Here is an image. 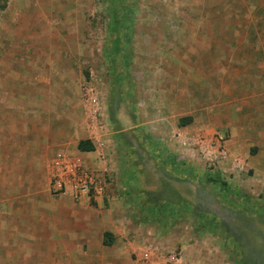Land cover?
I'll return each mask as SVG.
<instances>
[{
    "label": "rangeland",
    "instance_id": "obj_1",
    "mask_svg": "<svg viewBox=\"0 0 264 264\" xmlns=\"http://www.w3.org/2000/svg\"><path fill=\"white\" fill-rule=\"evenodd\" d=\"M242 8L0 0V133L38 107L61 143L91 141L92 90L114 180L109 197L82 204L0 190V236L12 239L0 241V264H51L35 253L60 235L67 249L126 251L133 264L144 252L165 264H264V19ZM112 214L128 233L120 248L104 244Z\"/></svg>",
    "mask_w": 264,
    "mask_h": 264
},
{
    "label": "crops",
    "instance_id": "obj_2",
    "mask_svg": "<svg viewBox=\"0 0 264 264\" xmlns=\"http://www.w3.org/2000/svg\"><path fill=\"white\" fill-rule=\"evenodd\" d=\"M234 2L243 4L242 9L247 13L245 14L246 18L264 19V0H234ZM35 107L32 106L29 109L32 110ZM33 111L37 113H35L36 118H31V122L23 116L24 121L21 123H13L10 127L5 126L3 133H0V190H18L17 194L14 195H19L21 203L29 202L26 190H36L32 193L34 196L30 199L32 202L39 200L37 198V190H48L54 197L69 199L65 196L52 193L50 173L48 171L49 160L56 153L66 151L71 155H82L86 157L96 167L102 166V162L93 157L94 153L80 151L78 148L80 142L76 147H71L69 143L63 144L60 140L58 141V130L51 128L52 126L48 127L45 124L43 108L39 109L37 107ZM30 113L28 112L27 116L32 115ZM39 115L41 116L39 117ZM178 128L176 126L174 130ZM86 133H88L87 130ZM116 190H126L123 187L122 181L120 185H117ZM48 191L46 193L49 195ZM69 200L70 203L75 204L71 199ZM121 225L114 218L113 214L108 215L105 231L110 234L111 243L113 242V237L115 238L117 242L114 245L116 246L115 248H120L123 238L126 239L128 237V233H125V229ZM67 233L71 242V236L76 234V232L74 230L71 231V228H69ZM61 238L62 235L58 239H54L55 245L58 244V246L54 247L52 251H37L35 255L38 258L52 259L51 264H133L130 263L129 252L118 250H112L110 252L70 250L64 247V243L61 244L65 242L61 241ZM2 240L8 242L12 239L9 235L5 234L0 236V241ZM101 241H104V237ZM62 246L65 249H62ZM140 256L137 257L138 262L134 261L136 264L142 263ZM154 257L157 258L156 256ZM77 259L80 261H76ZM157 259L160 264H165L163 259ZM38 264H41V262H38Z\"/></svg>",
    "mask_w": 264,
    "mask_h": 264
},
{
    "label": "built area",
    "instance_id": "obj_3",
    "mask_svg": "<svg viewBox=\"0 0 264 264\" xmlns=\"http://www.w3.org/2000/svg\"><path fill=\"white\" fill-rule=\"evenodd\" d=\"M89 95V96H88ZM89 104L90 139L94 145L92 153L97 154L102 166L96 167L82 155H71L66 151L56 153L48 162L50 187L55 195L65 196L75 204L86 201L104 200L114 190V180L109 161L111 144L108 136L103 135L104 102L100 94L92 90L87 93ZM104 130V129H103ZM175 261V257L170 258ZM143 264L158 263V259L148 252L140 256Z\"/></svg>",
    "mask_w": 264,
    "mask_h": 264
},
{
    "label": "trees",
    "instance_id": "obj_4",
    "mask_svg": "<svg viewBox=\"0 0 264 264\" xmlns=\"http://www.w3.org/2000/svg\"><path fill=\"white\" fill-rule=\"evenodd\" d=\"M78 148H79V150L80 151H82V152H92V151H94V145H93V143L90 141V140H82V141H80V143H79V145H78ZM224 184V183H223ZM162 207H165L164 205L162 206ZM163 210V209H162ZM107 236H109L110 237V234H106V237ZM104 244L106 245V246H109V245H111V242L110 241H108V240H105L104 241Z\"/></svg>",
    "mask_w": 264,
    "mask_h": 264
}]
</instances>
